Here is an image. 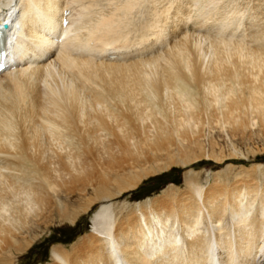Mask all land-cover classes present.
Masks as SVG:
<instances>
[{"label":"bare ground","instance_id":"1","mask_svg":"<svg viewBox=\"0 0 264 264\" xmlns=\"http://www.w3.org/2000/svg\"><path fill=\"white\" fill-rule=\"evenodd\" d=\"M12 1L0 0V20L14 14L11 24L17 23L16 31L25 39L15 37L10 49L20 52L16 66L23 68L0 75L1 259L22 251L19 240L32 224L45 223L54 212L66 216V204L54 211V199L70 186L94 178L96 197L110 199L138 182L135 178L141 176L132 173L140 165L159 161L161 154L171 158L177 151L185 157L187 148L195 150L205 124L229 127L233 136L259 121L264 126L260 46L194 35L196 27L186 29L184 18L177 16L169 31L175 40L160 55L157 39L152 41L148 31L162 21L166 8H156L152 22L128 36L137 0H105L106 10L101 0ZM178 2L174 17H188L187 0ZM67 8L69 22L63 27ZM218 28L216 33L225 32L224 26ZM54 40L62 48L53 49ZM87 50L103 54L94 60ZM46 53L55 54L50 57L54 60L42 59ZM147 65L160 67L161 74L139 78ZM129 71L137 85L146 86L140 98L128 85ZM94 82L98 87H92ZM164 98L173 109L164 106ZM112 99L115 103L109 105ZM151 104L163 106L161 118L141 126L142 110ZM27 178L36 181L25 183ZM17 194L24 195L9 204ZM181 195L163 194L152 200L150 209L118 219L109 204L100 203L91 216L92 230L69 250L54 247L50 264H215L213 252L219 264L264 261V187L241 180L234 188L221 183L203 189L187 180ZM255 202L258 209L251 218ZM33 206L38 208L34 213ZM226 212L233 231H225L220 222ZM205 221L213 229L202 231Z\"/></svg>","mask_w":264,"mask_h":264},{"label":"rangeland","instance_id":"2","mask_svg":"<svg viewBox=\"0 0 264 264\" xmlns=\"http://www.w3.org/2000/svg\"><path fill=\"white\" fill-rule=\"evenodd\" d=\"M137 2L139 4L133 8L130 16L132 18L129 25H127L131 28V32L128 36L132 34V30L135 27L145 26V23H151L152 14H155V11L157 12L159 8L171 9L169 11L166 10L163 12L164 15H161V22L163 23L155 22L149 27L148 36L152 41L153 39H157V41H155V49L157 50L156 54L162 55L165 50L169 48V43H172L173 40H175L172 38L173 35L172 33L170 34L169 31L172 30L170 29L172 19L174 21L177 19V16L182 19L184 18L187 25H185L186 29H188L189 26L196 27L194 28L196 29L194 35H197V33L207 34L214 36V38L225 36L230 42H244L248 47L260 46V48L262 47L264 49V0H187V9L189 10L188 17L181 14H176V17H174L176 5L179 3L178 0H164L161 4H159L158 0H153L152 2L150 0H137ZM100 3H104L105 10L109 9L105 0H101ZM17 4L19 5V3ZM156 8L158 9L156 10ZM157 15L158 14H156V17ZM219 25H221V27L224 26V29L221 28V30L225 31L224 33H216V31L220 29L218 28ZM35 28L38 29L39 26L36 25ZM52 47H54L53 49L62 48V46H60L55 40ZM88 51L90 50L85 52ZM88 54L92 59L96 60L100 58V55H102L103 52L101 53L91 50ZM49 55L50 56L45 58H49L46 61L48 63L50 59H52L50 57H54L55 54L52 55L49 53ZM53 60L54 58L51 61ZM159 62L162 64L164 61L160 59ZM16 67H18V69L23 68L22 64L15 66V68ZM52 69L54 73L57 74V68L54 67ZM142 71L141 74H139L141 75L139 78L142 77L146 80H151L161 74L160 67L153 65L145 66L142 68ZM129 72L130 77L128 79V85L135 92L136 97L140 98L141 93L144 95L146 92V90H144L146 86L145 84L140 85L139 83L137 85V82L133 79L132 72ZM91 84L92 87L97 85L95 82ZM41 85L44 87L45 83L42 82ZM165 101L169 102L170 100L164 98L163 104L164 106L167 105V107L169 106L168 108L173 109L172 103L166 104L167 102ZM113 103H115V100L113 99L108 102L109 105H112ZM153 105L154 104H151L142 110L143 119H139L140 123L136 120V123H139L142 126L150 124V122L152 123L155 117L161 118V116L159 117V115L163 113L160 109L161 106ZM149 117L151 118L150 120ZM259 122L251 126L249 129H246L243 133H236L235 136L232 135L233 133L229 127L226 129L219 124L213 125V127L205 124L202 128L203 131L201 132V145L196 146L195 150L191 151V149L187 148V154H185V157H181L182 154L177 151H174L173 154L171 153V158H168V156H166V158L161 154V157L163 156L162 158L165 157L163 160L160 158L159 161L155 163H150L148 165L147 163H144L140 165L142 167L139 166V168L137 167L138 169L135 168L132 173V175L138 174L141 176L140 179L135 178L136 182H138L133 187L125 188L118 193H115L116 195L110 199L100 200L96 197L95 192L98 189V184L94 178L86 185L70 186L71 191H68L71 193L73 192V194L63 191L54 199V211L57 207L61 208L66 204V216H57V213L55 214L54 212L45 223L43 221L41 224H32L30 230L24 233V239L19 240L22 251L12 255L7 253V255H5L6 257H9L7 259H1L0 257V264H50V253L54 247H61L69 250L76 245V243L80 242L90 230H92L91 216L101 205L100 203L109 204L114 210L116 219H118L120 216L122 218H127L126 216L130 212L139 214L142 208H147V210L150 209L152 200L161 197L163 194L170 193V195H174L175 197H183L181 194L186 189L187 180L195 181L203 187V189L208 188V186L212 184L215 185L221 183L227 188H234V186L237 185V182L241 180H246L251 186L259 185L263 188L264 126ZM101 133L103 134V132ZM104 137L107 136L103 135V138ZM210 139L214 141L213 146L210 144ZM48 153H51V151L49 150ZM216 179L218 181H216ZM29 181L36 180L27 178L25 183H28ZM80 187H82V190H78L81 189ZM86 188L88 191L85 190ZM22 195L24 194H17L16 196L11 197V200L8 203L15 204L20 200ZM12 198L14 200H12ZM255 203L256 204H254L250 213L251 218L254 217L253 215H255L256 210L258 209V202ZM28 208L30 207L28 206ZM30 210L34 213L38 208L37 206H33ZM258 217H261L260 214ZM231 219V215L228 212L222 217L220 222L222 223V226L225 227V231H233L234 228ZM207 227H209V224L205 221L202 224L201 230L205 231L207 230ZM211 232H216V230H211ZM250 260V264L256 263L253 262L252 259ZM258 264H264V261L260 260V263Z\"/></svg>","mask_w":264,"mask_h":264}]
</instances>
